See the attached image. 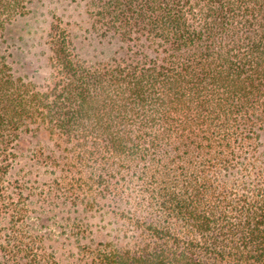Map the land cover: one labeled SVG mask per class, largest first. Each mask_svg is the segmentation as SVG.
I'll return each mask as SVG.
<instances>
[{"label":"trees","instance_id":"1","mask_svg":"<svg viewBox=\"0 0 264 264\" xmlns=\"http://www.w3.org/2000/svg\"><path fill=\"white\" fill-rule=\"evenodd\" d=\"M34 1L0 0V264H66L69 238L80 264H264V0H80L105 52L56 19L40 84L8 37ZM32 199L82 221L53 240Z\"/></svg>","mask_w":264,"mask_h":264},{"label":"rangeland","instance_id":"2","mask_svg":"<svg viewBox=\"0 0 264 264\" xmlns=\"http://www.w3.org/2000/svg\"><path fill=\"white\" fill-rule=\"evenodd\" d=\"M83 6L84 4L80 0H35L30 6V14L15 21L9 27L8 37L10 38L11 50L15 54V70L17 75L29 76L34 82L39 84L42 80L47 79L49 76L47 64L49 53L45 46L46 33L50 24L56 21V19H60L61 24L71 31L79 53L88 58L90 55L102 56L105 48L99 43V40L95 38L93 33L89 32L88 19ZM32 144H35L34 139L27 136L22 139L20 147L24 149L30 147ZM30 165L31 163H21V166L24 167V173L31 172ZM44 172H46L45 169H38L35 179L40 184H46L51 179L45 177ZM24 179L28 182L29 186L39 187L38 191L40 190L39 185L33 184V176H26ZM31 201L29 200L28 202V207L31 211L29 221L37 223L40 222L42 217L50 218L51 226L48 230L52 232L53 240L62 241L64 237L69 235L71 228L68 225L69 223L65 221L66 218L70 217L72 219L71 223L74 222V219H82L81 207L72 210L69 205L66 206L60 201H55L53 205L48 206L42 205L33 199ZM98 217L99 215L96 213L93 217L94 219L91 220V227L95 231V236H97L95 230L97 227L106 226L97 222ZM108 221L112 223L113 220L108 216L106 222ZM1 224H4V222ZM39 227L41 232L44 233L45 229L41 228V226ZM113 228L114 226L111 229ZM62 231L64 234H61ZM117 231L118 227L114 228L110 233L117 238ZM88 239L79 241V245L87 244ZM100 241H104L101 235L97 237L96 243H100ZM75 246H78V243L70 238L69 242L63 245L65 251L63 252V257L66 258V264H80L77 258L82 256L77 254V251L74 249Z\"/></svg>","mask_w":264,"mask_h":264}]
</instances>
